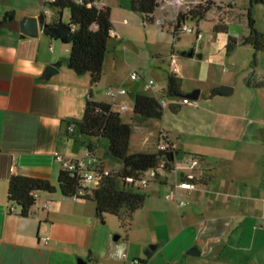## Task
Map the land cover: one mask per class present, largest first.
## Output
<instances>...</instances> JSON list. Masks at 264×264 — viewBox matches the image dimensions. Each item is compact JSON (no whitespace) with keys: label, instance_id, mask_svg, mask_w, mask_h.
Returning a JSON list of instances; mask_svg holds the SVG:
<instances>
[{"label":"crops","instance_id":"crops-1","mask_svg":"<svg viewBox=\"0 0 264 264\" xmlns=\"http://www.w3.org/2000/svg\"><path fill=\"white\" fill-rule=\"evenodd\" d=\"M43 2L0 0V17L7 11L19 20L29 15L40 17ZM167 6L174 11H167ZM179 11L167 1L154 13V21L172 39ZM48 16L49 23L52 19ZM128 23L126 19L114 24L100 79L116 91L123 87L118 86V61L130 60L135 53L127 52V44L155 43L148 31L141 40L135 38L131 34L135 28ZM153 50L152 54H160ZM70 53L71 44L48 34L42 24L37 35L0 28V264H79L80 259L91 264H264V149L252 159L245 157L251 151L241 144L243 139L249 142L264 132L251 136L246 129L234 130L229 125L207 135L220 138L212 140V149L200 142L188 147L176 143L170 133L163 132L168 106L161 118L130 114L128 93L161 97L167 82L163 87H148L138 79L132 91L113 98L105 93V84L99 87V81L93 96L110 103L124 121L132 122L131 152L156 151L159 140L165 138L179 159L187 154L199 156V167L183 166L152 181L144 204L130 220L112 213L100 216L94 200L64 196L59 189L40 192L28 215L21 214L20 206L11 205L8 192L13 174L48 179L58 185L63 164L55 152L68 157H83L89 152L91 139L77 133L73 123L83 119L91 75L79 74L68 66ZM184 54H172L178 57L180 77L187 69L180 59L196 56ZM50 65L55 67L46 74ZM169 65L172 68L170 61ZM130 79L125 78L124 83ZM223 84L232 86L230 82ZM150 88L154 91L149 92ZM124 104L128 108L123 109ZM173 105H177L175 113L182 108L181 104ZM72 124L75 131H70ZM103 140L92 139L95 153ZM106 153L111 155L108 150ZM97 157L109 170L121 165L110 168L105 157ZM189 173L194 174L196 186L190 192L183 188L178 192L187 203L179 205L166 198L174 183ZM150 246L154 249L148 255Z\"/></svg>","mask_w":264,"mask_h":264},{"label":"trees","instance_id":"trees-1","mask_svg":"<svg viewBox=\"0 0 264 264\" xmlns=\"http://www.w3.org/2000/svg\"><path fill=\"white\" fill-rule=\"evenodd\" d=\"M249 2L250 6L246 11V16L250 34L245 37L244 43H250L256 50H262L264 49V33L255 24L252 7L257 3H264V0H249ZM46 3L53 8L54 13L51 15L52 20L48 23L46 15L43 11L41 12L40 18L46 25L45 31L71 44V53L67 61L70 68L79 74L90 73L91 75L92 88L86 102L83 119L73 123L77 126V133L91 139L88 143V150L91 154H96L92 139L107 140L109 153L121 165L117 169L110 170L109 174H104L105 167L101 163V169L96 171L99 182L93 188L85 189L84 194H79L83 181L81 169L69 170L63 167L58 185L48 179L13 174L9 182L8 199L11 205L20 206L22 215H28L36 204L40 192L53 193L59 189L64 196L94 200L97 204V214L100 216L104 213H112L122 219L130 220L147 197L148 186L139 184L140 176L161 160L169 162L173 154L177 155L178 152L172 147L168 150L131 152L132 122L124 121L120 112L114 110L110 103L97 101L93 96L94 86L103 75L104 58L114 28L112 7L102 1L95 2V0H84L81 3L75 0H58ZM132 7L141 13L147 22H153L154 13L161 7V3L159 0H132ZM236 7V0H198L189 10L179 12L172 33L178 37V34L183 32V24L189 21L199 24L208 19L216 21L212 19L213 15L230 14ZM66 8L70 10L68 23L63 22V13ZM12 18H14L13 12L7 11L0 17V28ZM219 21L221 20L217 22ZM61 27L69 28V33L60 34ZM227 28L223 21L214 26L216 31L227 32ZM181 86L182 78L175 72H171L161 97L136 93L134 115L143 118H161L165 109L161 100L163 98L179 99L184 96ZM176 106L173 105L170 108L176 111ZM128 176L135 177V181H128Z\"/></svg>","mask_w":264,"mask_h":264},{"label":"rangeland","instance_id":"rangeland-1","mask_svg":"<svg viewBox=\"0 0 264 264\" xmlns=\"http://www.w3.org/2000/svg\"><path fill=\"white\" fill-rule=\"evenodd\" d=\"M101 1L112 7L115 25L127 19L128 24L135 28L134 33H131L135 35V38L141 40L140 38L148 31L155 42L154 46L150 41L148 43L132 41V44H127V52L135 53L130 60L118 61L120 77L118 86L122 84L124 88L132 91L137 81L130 79L124 83V80L131 78L130 72L134 69L141 77L140 82L145 83L152 78L155 81L154 86L163 87L169 74L173 72L169 65L170 56L195 49L194 59H180L184 68L187 66L186 72L181 75V90L185 95L201 88V96L197 99L198 105L181 103L182 108L175 113L170 107L178 99L173 101L167 99L168 118L166 121L163 120L167 131L163 130V132L170 133L176 143H183L188 147L193 142L194 144L200 142L202 147L212 149V140L220 138H207V135L217 130L222 131L229 125L234 130L246 129V134L251 136L264 132V49L256 50L252 44L244 43L245 37L250 34L246 16L250 6L249 0H236L237 7L230 12V19L227 22L223 21V24L228 27L227 32L214 29V26L221 21L208 19L199 24L189 21L188 24L193 25L195 30L180 32L175 39L163 33L157 21L146 23L142 14L133 9L132 0ZM167 11L171 12L174 9L167 6ZM252 13L257 28L264 33V3L255 4L252 7ZM243 14L246 21L242 19ZM48 19L51 20V16H48ZM69 20L70 10L66 8L63 13V22L68 23ZM198 30H201L203 34L201 41L197 39ZM153 48H156L160 54H152ZM125 50L123 48V52ZM199 53H203L202 58L198 56ZM223 82H230L234 91L230 95L210 97L216 83L223 84ZM104 84L103 89L106 93L109 90L107 81H100L99 87L102 88ZM153 91L150 88L149 92ZM128 94L131 98L129 105L132 115L134 97ZM158 124L161 125V123ZM180 136H182L181 139H179ZM241 144L251 151L249 154L246 153L245 157L253 159L258 150L264 149V135L249 142L243 139ZM107 145L108 141L103 140L97 152L106 158L108 167H116L119 161L107 155ZM235 155L239 157L240 154Z\"/></svg>","mask_w":264,"mask_h":264},{"label":"built area","instance_id":"built-area-1","mask_svg":"<svg viewBox=\"0 0 264 264\" xmlns=\"http://www.w3.org/2000/svg\"><path fill=\"white\" fill-rule=\"evenodd\" d=\"M58 0H44L43 2V12L47 15H52L54 13L53 8L48 5L46 2H57ZM76 2H83L84 0H75ZM101 0H95V2H100ZM161 5L167 1H171L173 5L181 11H187L192 6H194L198 0H159ZM222 15H213L212 19H215L216 21L221 20L227 22L230 18V14H224ZM245 19L244 14L242 16V19ZM246 21V19H245ZM183 31H190L193 32L194 26L189 25L188 23H185L182 25ZM197 39L201 41L203 39V34L201 30L197 31ZM170 64L172 65L173 72L178 74L180 72V64L178 62V57L176 55H171L170 57ZM132 79L138 80L140 79V75L137 72V70H133L130 74ZM155 81L151 78L147 81L148 87H154ZM127 89L124 87H120L117 91L113 89L108 90V94L111 95L113 98H116L118 94L120 93H126ZM161 103L164 107L169 105V102L167 99H162ZM176 104H193L195 106L198 105L197 99L190 98L188 96H182L177 101H174ZM123 109L128 108L127 104L122 105ZM76 127L72 124L70 125V131H75ZM170 142L163 138L162 140H159L158 142V150H168L170 147L173 148V146H170ZM174 149V148H173ZM175 150V149H174ZM55 157L60 160L63 164L64 168H68L69 170H75V169H81V175L83 177L82 181V187L79 189V194H84L85 189H91L92 185L95 186L99 182L98 173L97 170L101 169V161L97 157L96 154H91L88 152L86 156L83 157H68L58 151L55 152ZM182 163V164H181ZM202 164L201 158L194 154H187L184 158L179 159L176 154H173L172 159L168 162L166 160H161L158 164L155 166L149 168L147 171H145L139 178L138 182L141 186H149L152 181L159 179L161 177H165L169 174L171 171H176L181 167H187V168H197ZM14 168V166H13ZM104 174H109L110 170L105 168L103 169ZM194 174L189 173L185 175L181 180L176 181L173 185V187L169 190V192L166 194V198L174 199L178 202L179 205H184L187 203L186 200L180 199L178 196V192L180 188L187 189V191H191L195 186L196 182L194 179ZM128 181H135V177L128 176ZM47 206H49L47 204ZM45 242H47V238L45 239Z\"/></svg>","mask_w":264,"mask_h":264},{"label":"water","instance_id":"water-1","mask_svg":"<svg viewBox=\"0 0 264 264\" xmlns=\"http://www.w3.org/2000/svg\"><path fill=\"white\" fill-rule=\"evenodd\" d=\"M40 24H42V27L45 29L46 25L42 22L41 18L35 15H29L23 20L16 19L15 17L12 19H9L3 26H6L8 28H11L17 32H22L27 35H37L39 33L40 29ZM70 31L69 28H60V34L66 35ZM186 52V51H185ZM187 54L190 56H193L195 51L192 49L191 51H187ZM202 53H199L198 56L202 57ZM55 66L50 65L47 68L46 74ZM234 88L230 85L227 84H221L218 86H215L211 93L210 96L214 97L216 95H230L233 92ZM200 95V89H196L195 91L186 94V96L193 98V99H198ZM150 251L148 252V255H150L151 251L154 249V246H150ZM79 264H91L87 260L80 259Z\"/></svg>","mask_w":264,"mask_h":264}]
</instances>
